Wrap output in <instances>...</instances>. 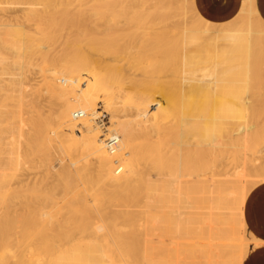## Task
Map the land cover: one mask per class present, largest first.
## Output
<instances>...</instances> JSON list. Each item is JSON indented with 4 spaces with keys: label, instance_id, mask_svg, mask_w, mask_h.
I'll use <instances>...</instances> for the list:
<instances>
[{
    "label": "bare ground",
    "instance_id": "bare-ground-1",
    "mask_svg": "<svg viewBox=\"0 0 264 264\" xmlns=\"http://www.w3.org/2000/svg\"><path fill=\"white\" fill-rule=\"evenodd\" d=\"M8 1L11 2L12 0H0V4H5ZM33 1L34 0H27L26 2H24V0H21L23 5V11L21 12V16H16L12 18L10 17L11 19H5L4 17V20L3 18L2 20L0 18V24L5 27V32H9L8 36L10 37V33L11 35L13 33V38L16 39L15 41L12 40V42H8L6 39L3 44L5 45V47H12L18 50V53L23 63L24 60L30 61L32 56L34 57V55H38V52L43 53L44 65L41 72L42 81L44 82V84H46L47 88L52 93L54 98L53 101L55 104L53 116H55L57 125L56 130L54 131V135L56 136V139H58V141L61 143V145L75 147L79 151V156H82V158L83 156H85L86 159L88 158V161L83 162L85 164L77 165V163L79 164L80 161L79 158L77 159L79 161L70 162V165L68 167L63 168L60 173H56L55 175L58 177V179L56 180L57 183L56 185L50 187V191L47 192L48 194L46 193L45 195L33 192L23 198V196L19 197V195L21 194L18 190L19 188H10L8 186L9 189L6 192V201L21 204L22 206L30 205V207L36 204H43L44 202H50L52 204V202L54 203V201L56 200V194L54 192L59 188L63 189L65 191V197V193H67L68 197L70 198L69 201H66V203L68 204V208L66 207V209H68V212L72 214L74 220L73 224H75L76 228L81 227V213L87 212V216H85L87 217L88 221H90V223H92L93 221H101L100 223H102V225L103 223H107L108 226H112H109L108 228H112L113 231H115L116 233V236H114L115 239H111L113 241L111 243H109L108 239H106V235H108V233L106 235L104 234V236H102L103 234L101 235V237H103V243L101 245L98 243L95 244V240L91 246H88V248H90L89 250H91V252L97 255L99 263L103 261H107L111 264L116 263L115 260L117 259L116 261H118L117 255H115L117 257L115 260H113V262L112 260H109L110 258L109 256H107V253H114V250H116L117 253H135L136 244L134 243L130 235V232L132 231L135 225V219L129 211L123 212V210H120V212H118L115 209L113 210V207H118L120 205L123 206L122 209H124V207H132V205L137 206L138 204L142 203L143 206H145L146 208L150 206V204L156 205L160 203L161 197L165 193L167 195L168 192H173L178 195L179 192H183H181L182 189H190L191 191H203V189H213L219 195L217 197L215 196L217 199L216 201H219V203H217V210L221 208L220 206H223L221 204H224L225 202L226 204L227 202H232L231 204L233 206H227H231V208L229 209H236V211L238 212L236 214V211L234 210L235 214H233L232 211V215L230 216H232L233 218L234 215L235 219L236 215V221H238L237 223H239L243 230H246L243 211L244 206L251 190L259 184H264V165L261 167L259 164V168L256 166V169L258 168V171H255V169L252 168V170L256 172H254L255 177L253 173L248 175V172L246 173V170L247 166L250 167V165L248 164L251 163L248 162V159L244 158V156L246 154V151H249L248 148H250L251 153H258V148L256 147V145L260 144L264 140L253 141V137H251L250 141L252 139L253 143L250 144L247 142L249 140L248 137L251 136V132L248 130V127L246 129V126L249 124H243H246V118H242L243 126L241 128L244 129L243 134H239L237 130L238 128H235V130L237 131H234L236 133L238 132V136L236 137L235 135L237 134L231 133V131H233L231 130L233 128L232 127L230 128L231 131L228 130L227 132H225L224 136L218 139L216 136L218 128L221 126H228V123L230 122L231 118L229 117V115H227L228 113L224 114L220 111L218 112L219 108L217 107V104L219 103V106L221 104L224 105L223 103H227L229 105L230 98H234L235 96H238V98L241 97L239 98L240 100L244 99L243 96L246 95V93L248 92V73L253 69V66H251V58H254V54H256L261 58L262 61H264V19L261 17L257 9L256 0H242V4L240 5L239 11L236 16L232 19L224 20H213L207 16H204L201 13L186 16L185 14H187V9L189 7L186 2L180 4L181 12L180 14H177L175 16L169 13L167 14L165 10L166 4H170L172 0H126L125 6L127 7L126 9H130L129 13L127 12L125 14H98L93 17L87 18L86 22L84 20L81 23V27L85 29L97 28L98 26L108 32H119L122 31L124 28L131 31L130 37L133 42L131 50L126 51L125 49L122 51L121 49H114L109 52H106L103 55H99L98 50L96 48L99 42L98 39H96L94 43H92L90 47L87 48L81 47L78 44H73L72 49L69 51L66 47L62 48L60 51H55V46H52L53 49L47 46L43 48L42 51L36 50L37 47L35 41L27 33V30L31 26H33L36 31L43 32L46 28V25L54 26L56 24L55 14L57 11L55 9H38L32 4ZM66 1L70 2L71 0ZM102 1L103 0H94V2L98 5H100ZM164 1L166 3L161 4V2ZM65 9L66 8H62V10ZM58 12H60L59 8ZM174 35H177V37ZM236 51L240 54V57L244 59V63L241 66H234V64H232L231 57L232 54ZM66 53L68 54V57H65ZM52 55L53 57L49 58V56ZM99 57H102L107 60V63L104 65V67H100L96 64L95 59ZM125 57L130 58L135 63V66L129 71H124V73L122 74L118 71L120 69H126V63L124 61ZM29 63L28 66H30ZM221 67H223V69H221ZM258 71L261 74L262 72H264L263 70ZM234 73H240L238 75H240L241 78H234ZM170 81H172L171 83H173V85H170ZM237 81L239 84L236 83ZM173 91L176 92L178 96L177 98H179V105H184V103H186V98L190 96V94H194L196 99L200 101L202 105L205 106L201 109L199 107V110L197 109L196 111L190 109L191 112H188L189 114L183 115L182 117H180V119L178 117L179 121L178 125L176 124L177 126L174 122H172L176 120V118L171 121L176 126V130L173 138H171L172 140L170 141V143L168 142L170 151L177 157L181 158V155L184 152L186 153L190 150V148H194L196 151L201 152L205 157H209L211 160H215L217 157L216 155L220 154L221 159H226V161L221 160L223 165L220 164L221 166H224L222 174L223 179H216V175L213 171L202 173V171H204L202 170V174L196 173L197 175H194L196 177L195 180H190L189 178L192 175L182 173L181 169H177V172L173 174H168L170 173L169 170L166 174L160 167V165L157 164V160H159L158 158H156V163L153 162L154 158L151 156V149H154V146L158 145L160 147V144H162V142H165V132L167 127L166 121L170 113V108L173 107L175 103V100L172 95ZM230 93L231 96L228 100L225 97L228 96ZM257 94L258 98L255 97V100L257 98L258 101H261L262 95L264 96V89L262 88L261 91ZM218 96H222L224 100L221 98L222 100L218 101L220 99V97ZM157 97H159V100L157 99ZM246 100H243V102H241L242 105L240 106V109L242 108V111L247 110L248 105L250 104L249 102H251L250 100ZM191 101L193 102V100ZM198 101L193 102L195 103V106L198 103L201 104ZM258 101L256 100L254 102ZM98 103L102 104L104 109L109 112L111 117V128L107 130L108 133L105 135L100 134L101 130L99 132V128H97L94 124V122H96L98 124V127H103L105 120L101 122L98 121V119L102 117L103 113L106 115L105 119H107L108 116L107 113L102 110H100L99 112H94V109ZM234 107H236V105ZM190 108L192 107L190 106ZM196 108L198 107L196 106ZM186 111L188 110L184 108L182 112ZM170 115L172 114L170 113ZM252 118L253 117H251V119ZM260 120L258 119V121ZM259 127L262 126L257 125L256 128ZM247 130L250 132V134L249 132H247ZM262 130H264L263 127ZM197 131L198 133H196ZM263 132L262 134H258L259 136L257 137V139L260 138L261 135L263 137ZM255 134L256 132L253 135L255 136ZM198 135L200 138L197 137L198 141H194L193 139L196 138V136ZM102 137H104L105 139H102ZM109 139L115 140L116 142V144L111 149H109V146L106 144V141ZM262 139H264V137ZM235 149L241 151H239L241 159L238 166L239 170L236 169V173L233 171L234 174L232 175V172L228 167L230 163L228 164L227 160L229 158V154L233 153ZM89 158L93 163L89 161ZM117 158L120 160H118ZM167 160L169 161V158ZM179 161L180 160H178V162ZM43 162L45 163L46 161ZM47 164L48 163L46 162V165ZM46 165L42 167H46ZM113 165H116L115 169H113ZM221 166H218V168H221ZM252 170H250V172ZM257 173L259 174L256 175ZM249 176H251V178L253 177L252 181ZM255 178L257 179L253 181V179ZM76 180H80L79 182L81 183V188L79 187V185L76 184ZM249 184L251 185L247 187ZM20 188H22V186ZM192 192L191 194H193ZM200 193L202 195V192ZM189 195L190 194H188V196ZM205 195L207 194L205 193ZM168 196L170 195L168 194ZM212 197L214 196L212 195ZM193 198L195 199V197ZM168 199H170V197ZM209 199L210 197L208 198L207 202H210ZM212 200L215 199L212 198ZM172 201L173 200H171V203ZM190 201L192 200L190 199ZM174 202L176 204V201ZM177 203H181V201ZM47 204L49 205V203ZM13 205L15 204H12V206ZM45 205L43 204L42 206L45 207ZM193 208L195 210L194 206ZM197 209L199 210V207ZM162 211L164 210L162 209ZM159 212H161V210H159ZM197 213L198 212H195V214ZM34 214H36V212H34ZM34 214H32V217L38 216H34ZM195 214H193V217H196ZM221 214L220 216L222 217L223 215ZM40 215H42V213H40ZM27 216L28 215L26 214V217ZM152 216L154 215L152 214ZM164 216L168 217V215ZM169 216H171V214H169ZM173 216L178 215H176L175 212V215ZM148 217L150 216L148 215ZM212 217V214H207V217L204 218V226L207 230L208 235L204 234L205 231L203 228V233L200 235L201 237L204 234L207 238L208 236L212 239L215 238H213V236H215L216 229H218V227L221 225H218V223L215 224L214 222L217 219L214 220V218ZM143 218L144 216L142 217V219ZM162 218L163 215L160 219ZM34 219L36 220V218ZM120 219L125 221L126 224L123 223L122 225H119L118 223L122 222L120 221ZM63 220H65V217L62 219V221ZM191 220L193 221V219ZM36 221L39 222L40 220L37 219ZM88 221L87 223L89 224ZM69 222H71V218L70 221H68V227H70V224L72 225V223ZM148 222H150V220H148ZM156 222L157 220H155V223ZM230 222L227 223L226 226L225 222L224 225L222 224L223 222H221V224L222 226L227 227ZM39 223L40 225H42V222ZM192 223H190V225ZM148 224H150L148 226H151L152 222ZM167 224L168 222L165 223V230H167V227H169L167 226ZM102 225L99 224L96 230L99 232L102 231L104 228V225ZM62 226L63 225H61V227ZM121 226L126 229H123ZM157 226L158 225H156V227ZM173 227L174 226L170 228H172L173 230ZM142 228L143 227L141 226L140 230ZM229 228L231 229V227ZM188 229L190 228L188 227ZM32 230L33 229H30L29 231L31 234ZM227 230H229L228 227ZM109 231L112 230L109 229ZM162 231L164 232V230L161 229V234ZM105 232L106 231H104V233ZM217 233L221 234V232ZM223 233L224 231L222 230V234ZM32 235L33 236L31 237L30 244L31 248L30 252L28 253L35 254V260L36 254L38 255L39 252L38 250L44 248V253H46L47 256L45 255L43 257L44 259L40 260L46 262L45 264H89V260L85 258V256L83 257V252L78 253V245L75 244V252L72 254L71 257L64 256V254L69 251L64 250L66 251L64 254H59L55 258H52V256H48L46 252L47 250L52 251L51 245H44L42 248L39 246L37 247V240L35 239L37 234L34 233ZM143 236L144 235L142 234V237ZM248 236H251L250 232ZM193 238L191 239L190 237V240L192 241ZM158 239L161 238L159 237ZM158 239L154 243L158 241L161 242ZM219 240L224 241L226 239H224L223 236H220ZM72 241H70L69 243H71ZM188 241L189 240L185 239L186 243ZM253 241L254 246H257L258 242L255 239H253ZM148 244L151 243L148 242ZM211 245H213V242ZM142 247L144 246L142 245ZM184 247H187V244ZM220 247L219 244H216L214 247L210 246L208 250L207 248L205 249L206 251H208L209 255L211 253H215L214 255H216V258L214 260L208 261L209 264H227L228 262H233L232 257L236 255L235 253L240 254L245 253V251H247L245 249L247 248V246L244 247V245H240L237 248L235 247V249L227 247L225 248L224 246V248L222 249V247ZM156 249L154 248V251ZM165 250H163L162 252H164ZM185 251L184 253H182L184 254V256L186 255ZM91 252L88 253L90 254ZM142 252H140V254ZM196 252L198 251L196 250ZM196 252H192L194 253V258H196ZM21 253L20 256L18 254V256H14V258L18 257L14 264H25L24 261L26 260L24 256L26 255L24 253V255H22ZM148 255H146V257ZM30 256L33 258V255ZM30 256L28 257V259L31 258ZM164 257L166 258V256ZM235 257L234 261L236 260ZM178 258L177 261L180 260H178ZM185 258L186 257L182 259ZM123 259L121 258V260ZM148 259L150 260V257H148ZM182 259L180 260V262L183 261ZM205 260L207 261L206 258ZM241 260L242 259H240V262ZM40 262L41 261H39V263ZM127 262H129L128 259ZM197 262L199 263V261ZM116 264L121 263L118 262Z\"/></svg>",
    "mask_w": 264,
    "mask_h": 264
},
{
    "label": "rangeland",
    "instance_id": "rangeland-1",
    "mask_svg": "<svg viewBox=\"0 0 264 264\" xmlns=\"http://www.w3.org/2000/svg\"><path fill=\"white\" fill-rule=\"evenodd\" d=\"M26 1L27 0H24V2H26ZM125 1L126 0H103L101 2V4L98 5L94 2V0H71L70 2L66 1V0H34L32 2V4L34 6H36L38 9H41V10L55 9L57 11L55 14L56 24L54 26L46 25V28L43 32L36 31L35 28H33V26H31L27 30V33L30 35L31 38L34 39L36 47H37L36 50H41V51L43 48H45L47 46L51 47L52 49H53L52 46H55L54 47L55 51L56 50L60 51L62 48L66 47L67 50L69 51L72 49L73 44H78L81 47L87 48V47H90V45L92 43H94V41L96 39H98V41H99L97 44V47H96L99 55H103L106 52H109V51L114 50V49H121L122 51L125 49H126V51L131 50V48H132L131 46L133 44L131 37H130L131 31L127 30L126 28H124L122 31H119V32H114V31L108 32V31L103 30L101 27H98V26H97V28H87V29L81 27L82 21L85 20V22H86L87 18L93 17V16L98 15V14H103V13H106V14L107 13L125 14L127 12L129 13L130 9H126L127 7L125 6ZM184 2H186L187 5H189V7L187 9V14H185L186 16H189L191 14H199V12L197 11L196 6H195V0H172L170 4H166L165 10H166L167 14L169 13V14H172L175 16L177 14H180V12H181L180 4L184 3ZM164 3H166V2L165 1L161 2V4H164ZM58 8L60 9V12H58ZM62 8H66V9L62 10ZM22 11H23V5H22L21 0H12L11 2L8 1L5 4H0V18H1V20H2V18L4 20V17H5V19L6 18L11 19L12 17H16V16L19 17V16H21ZM4 28L5 27L0 24V264H14V262L18 258V257L14 258V256H16L17 254L20 256L21 252H22L21 253L22 255H24V254L26 255V256H24L25 260H26V261H24L25 264H45L46 262H44L43 260H40V259H44L43 257L46 255V253H44L45 249L42 248L44 245L45 246L51 245L52 251L47 250L46 252H47L48 256H50V257L52 256V258H55L59 254H64L68 250L69 251L66 252L65 253L66 255L64 254V256L71 257L72 254L75 252V248H74L75 244L78 245V253L83 252L82 255H83V257L85 256V258H87L89 260L88 261L89 264H98L99 262L97 259V255L95 253L91 252V250H89L90 248H88V246H91L95 240L97 241V242L95 241V244L98 243L101 245L103 243V237H101V235L103 234L102 236H104V234L106 235L108 233L109 234L106 235V237H107L106 239H108V242L111 243V242H113L111 239H115L114 236H116V233H115V231H113L112 228H108L110 225L108 226L107 223L106 224L103 223L104 226L102 225V223H100L101 221H95V222L93 221L94 223L93 222L90 223V221H88V219L86 217L87 212L81 213L82 214L80 216L81 218L78 217L81 219L80 221L82 223H81V227L79 226L80 228H76L75 224H73L74 220H73L72 214L68 212V209H66V207L68 206L66 201H69L70 198L68 197L67 193H65L66 194V197H65V195H64L65 191L63 189H61V188L57 189L54 192L56 194V200L54 201V203L52 202V204L50 202H44L43 204L44 205L46 204L45 207L42 206L43 204H36V205H33L30 207V205H23L22 206L21 204L6 201V197H7L6 192L9 189V187L10 188H19L18 190L21 193L19 195V197L23 196V198L25 196L29 195L30 193H33V192L34 193L37 192V193H40L41 195H45L47 192L50 191L49 190L50 187H52L53 185H56V183H57L56 180L58 179V177L55 175L56 173H58V172L60 173L63 168L68 167L70 165V162H73V161L76 162V161L80 160L79 164L77 163V165L85 164L83 162H87L88 158L86 159V157L83 156V158L85 157L83 159L82 156H79L80 155L79 151L75 147H72V146L68 147V146L61 145V143L58 141V139H56V136L54 135V133H55L54 131L56 130V125H57L55 116H53V110L55 108V104L53 101L54 98H53L52 93L47 88L46 84H44V82L42 81L41 72H42V68L44 65L43 64V61H44L43 60V56H44L43 53L38 52V55H34V57L32 56L30 61L24 60V63H23L22 59L20 58V55L18 53V50L14 49L12 47H10V48L5 47V45L3 44L6 41V39L8 42L9 41L12 42V40L13 41L16 40L13 38L14 34L12 33V35H11V33H10V37H9L8 36L9 32L8 31L5 32ZM174 36L177 37V35H174ZM16 53H17V55H16ZM237 53L238 52L236 51L232 54L231 61H232V64H234V66H241L244 63V59L242 57H240L239 53L238 54ZM65 55H66L65 57H68L67 53ZM51 57H53V55L49 56V58H51ZM257 60H258V62H257ZM95 61H96V64L100 67H104V65L107 63V60L102 58V57L96 58ZM124 61L126 63V69L125 70L117 69V70H119L118 72H121L122 74L124 73V71H129L135 66V63L128 57L127 58L125 57ZM251 61H252L251 66H253V69L248 73V76H249V81H248V85H247L248 92L246 93V95L243 96L244 99L240 100L239 98H241V97L238 98V96H235L234 98H230V96H231V93H230L228 96L225 97L228 100L230 98V104L229 105L227 103H223L225 105V107H224V105H222V104L220 106H219V103L217 104V107L219 109H221V110H219L217 108L218 112L220 111L221 113H224V114L228 113L227 115H229V117L231 118L230 122L228 123L229 124L228 126H224V127L221 126L218 128L217 133H216V136L218 139L220 137L224 136L225 132L230 130V128H232V127L233 128L231 130H233V131L230 130L232 134H237L238 132H239V134L240 133L243 134L244 129H242L241 127L243 126V124L244 125L249 124L246 126V129L248 127V130L251 132V136L248 137L249 140L247 142L252 144L253 143L252 139H253V141L264 140V139H262L264 137V134H263V137L261 135L260 138L257 139V137L259 136L258 134H260V133L262 134V132L264 131V130H262V127L264 129V126H263L264 125V108H263L264 107V102H263L264 96L262 95V100H261L262 102L258 101V99H257L258 98L257 93L260 92L262 88L264 89V80H263L264 72H262V74H261L258 71V70L264 71V61H262L261 58L259 56H257L256 54H254V58H251ZM27 62L28 63L30 62L29 63L30 66H28ZM221 69H223V67H221ZM238 74H240V73H238ZM238 74L234 73L233 77L236 79L241 78V76ZM171 82L172 81H170V85L171 84L173 85V83H171ZM236 83L239 84L238 81ZM253 94L254 95L256 94V95L254 96ZM172 95H173V98L175 100V103H174L173 107L170 108V113L172 115H170V113H169L168 119L166 121L167 127H166V132H165L166 133L165 134L166 137L164 140L165 142H162V144H160V147L158 145V146H154V149H151V152H152L151 156L155 159V160L153 159V162H155L157 160L156 158H158L159 160H157V164L160 165V167L163 169V171L166 174L168 173L169 170H170L169 171L170 173H168V174H173V173L177 172V169H181L182 173L192 175L189 178L190 180H195L196 179L195 176L197 174L206 173L208 171H213L214 174L216 175L215 176L216 179H220V180L223 179L222 174H223L224 166H221V165H223L222 161H226V159L225 160L221 159L220 154L216 155L218 158L216 157L215 160H213V159L211 160L209 157H205L201 152L196 151L194 148H190V150L186 152L187 154L184 152L181 155V158L177 157L175 154H173L170 151L169 143L172 140L171 138H173L175 130H176V126L178 125V121H179L178 117L180 119V117H182L183 115L189 114L188 112H191V110L196 111L197 109L199 110V107L201 109L205 106V105H202V103L196 99L194 94H190V96H192V97L188 96L186 98L185 102L187 103V105H186V103H184V105H181V104L179 105V103H178L179 98H177L178 96H177L175 91H173ZM189 97H190V99H189ZM218 97H220V99L218 101H221L223 99L222 96H218ZM255 97H257L256 100L258 102H254V101H256ZM158 98L159 97H157V99ZM194 98H195V100H194ZM246 99L251 101V102H249L251 105L249 104L248 109L242 111V108L240 109V106L242 105L241 102H243V100H246ZM191 100H193V102L198 101L201 104H199L197 102L198 104H196V106L198 108H196L195 103H193ZM190 103L192 105L194 104L193 106L195 108ZM235 105H236V107H234ZM179 106H180V109H179ZM190 106L192 108H190ZM226 106H228V107H226ZM184 108L188 111L182 112L184 110ZM235 108H237V109H235ZM233 109H234V112H233ZM100 110L105 111L107 113V115H108L107 119H105L103 127H100V126L98 127V124L96 122H94V124L97 128H99L98 129L99 132L101 130L100 134L105 135L108 133L107 130L109 128H111V117H110L109 112L104 109L102 104L98 103L94 109V112H99ZM229 112H231V113H229ZM239 114H241V115H239ZM251 117H253L252 118L253 120L251 119ZM254 117H255V119H254ZM175 118H176V120H174ZM232 118H234V119H232ZM242 118L243 119L246 118V120H245L246 124L243 123ZM258 119L259 120L261 119V120L258 121ZM172 120H174V121H172ZM171 121L174 122L175 125L176 124L177 125L175 126L174 123H172ZM232 124H234V125H232ZM230 125H231V127H230ZM257 125L258 126L261 125L262 127L256 128ZM235 128H238L237 133L235 132V131H237V130H235ZM248 130H247V132H249ZM250 132H249V134H250ZM255 132H256V134L254 136L253 134ZM196 133H198V131ZM235 136L237 137L238 134ZM197 137L200 138L198 135L193 140L198 141ZM251 137H253V138L250 141ZM102 139H105V138L102 137ZM262 142H263V144H262ZM262 142L260 144L256 145V147L258 148L259 154L256 152L254 154L251 153L250 148H248V150H249L248 152L246 151L244 158H247L248 162L251 163L248 165H250V167L252 166L251 168L249 166H247L246 173L248 172V175L251 173L254 174L255 171H258V168L260 166L262 167L264 165V160H263L264 159V141H262ZM155 149H156V151H155ZM239 151L237 149H235L233 151V153L229 154V158L227 160V163L228 164L230 163L228 167H229L230 171L232 172V175L234 174L235 171L239 170L238 166H239L240 159H241V157H240L241 151L240 152ZM168 158H169L170 162L167 160ZM77 159H79V160H77ZM118 160H120V159H118ZM178 160H180V161L178 162ZM251 160H252V162H251ZM43 161H46L48 164L46 165V162L44 163ZM89 161H91L90 158H89ZM175 161L178 163H176ZM181 161H182V163H181ZM173 162L176 164H174ZM231 162H232V164H231ZM91 163H93V162L91 161ZM91 163H89V164H91ZM86 164H88V163H86ZM259 164H260V166H258ZM45 165H46V167H42ZM53 165H54V167H53ZM217 165L221 166L222 169L220 167L218 168ZM115 166L116 165H113V169H115ZM184 166H185V168H184ZM256 166L258 167L257 169H256ZM252 168H254L255 171H253ZM196 170H197V172H196ZM202 170H204V171H202ZM214 170H216V171H214ZM250 170H252V171L250 172ZM201 171H202V173H201ZM217 171H218V173H217ZM259 173H257L256 175H258ZM249 177L251 178V176H249ZM254 177H255V174H254ZM252 178H251V181H252ZM256 179L257 178L253 179V181H255ZM247 180H248V178H247ZM76 181L78 182V183L76 182V184L79 185V187L81 188L82 186H81V183L79 182L80 180L79 181L76 180ZM18 183H19V185H18ZM250 185L251 184H249L247 187H249ZM21 186H22V188H20ZM238 189H239V187H238ZM192 191L190 189H182L181 190L182 193L179 192L178 195L176 193H173V192H168L167 195L165 193L161 197L160 203L156 204L157 206L150 204V206L145 208V206H143V204L140 203L137 206L132 205L133 208L131 206L124 207V209L126 208L125 210L122 209L123 206H120V205L118 207H113V210L115 209L118 212H120V210H123V212L129 211L133 215V218L135 219L134 220L135 225H134L132 231L130 232V235H131L134 243L136 244V246H135V253L136 254L135 253H117V251L114 250L115 254L114 253H107V256H109V258H110L109 260H112V262H113V260H115L116 257L118 256V261H116L117 260L116 259L115 262L116 263L119 262L121 264H123V263H125V264H129V263L130 264H136V263L137 264H143V263L144 264H181V263L182 264H209L208 261L214 260L216 258V255H214L215 253H211L209 255L208 251H206L205 249L207 248V250H208V248H210V246L214 247L216 244H219V247L221 246L222 249L224 247L235 249V247L237 245H238L237 247H239L240 245L241 246L244 245V247L247 246V248H245L247 250V251H245V253H240V254L235 253L236 254L235 256L237 257L236 258L234 256L236 259L235 260L236 262L234 261V257H232L233 262L227 263V264H242L241 262H243L242 260L245 259L250 248L254 247V241H253L254 238L251 234H250L251 236H248L249 232L247 231V229L243 230L242 227L239 225V223H237L238 221H236V219H237L236 215H235V217H236L235 219H234V215H233V218H232V216H230V215H232V211H233V214H235L234 210L236 211V209H229V208H231V206H233L231 204L232 202H227V204H226V202L225 203L223 202L225 205L221 204L222 203L221 202L220 204L223 206H220L221 208H219V210H217L218 209L217 203H219V201H216L217 200L216 197L219 195L215 190H213V189L212 190L211 189H207V190L205 189L204 190L203 189V191L202 190H192ZM191 192L193 194H191ZM200 192H202V195ZM204 192L207 195H205ZM215 193H217V194H215ZM168 194L170 196H168ZM188 194H190L191 196L190 195L189 196L192 198H190L188 196ZM212 195L214 197H212ZM169 197H170V199H168ZM173 197L175 200L173 199ZM193 197H195V199ZM209 197H210V199H209L210 202H207ZM196 198H198V199H196ZM212 198L215 200H212ZM190 199L193 202L190 201ZM171 200H173L172 203H171ZM168 201H170V202H168ZM174 201H176V204ZM180 201H181V203H177ZM47 203H49V205ZM190 203H191L192 207H191ZM208 203H209V205H208ZM214 203H216V204H214ZM12 204H15V205H13L14 207L12 206ZM16 204H17V206H16ZM151 205H153V206H151ZM227 205H231V206L229 207ZM47 206H51V207H47ZM193 206L195 207V210H194ZM214 206L216 207V209ZM161 207L164 211H162ZM198 207H199V210L197 209ZM141 208H143V209H141ZM137 209H138V211H137ZM196 209H197V211H196ZM159 210H161V212H162V215H163L162 219H160L162 215H161V212H159ZM170 210H171V212H170ZM183 210L185 211V213ZM34 212H36V214H34ZM175 212H176V215H178V216H173V215H175ZM195 212H198L197 213L198 215L195 214ZM219 212H221L223 214H221ZM237 212L238 211H236V214H237ZM40 213H42L43 217H42V215H40ZM192 213L195 214L196 217H193ZM26 214L28 215L27 217H26ZM32 214H34V216H37V215L38 216L32 217ZM152 214L156 217L152 216ZM169 214H171V216H169ZM186 214L189 216H187ZM200 214H201V216H200ZM207 214L208 215L212 214L213 215L212 218H214V220L217 219L214 223L215 224L218 223V225H221L219 227L216 225L218 227V229H216L215 236H213V238L215 237L214 239H212L209 236H208V238L205 236V235H208L207 230L204 226V218L207 217ZM220 214L223 216L221 217ZM15 215H16V217H15ZM141 215H142V217L144 216L143 219H142ZM148 215L151 217V219H150V217H148ZM164 215H168V217L164 216ZM62 216H63V218L65 217V220L67 223L65 222V220L62 221V219H63ZM158 217H160V218H158ZM170 217H172V218H170ZM197 217L200 219H198ZM34 218H36V220L37 219L40 220L39 222H42L41 223L42 225H40V223L38 221H36ZM70 218H71V222H69V223H72V225L70 224V227H68L69 226L68 221H70ZM158 219H159V221H158ZM191 219H193V221ZM148 220H150V222H152L151 226H148V225H150V224H148V223H150V222H148ZM155 220H157L158 223L157 222L155 223ZM87 221L89 222V224L87 223ZM120 221H122V222L118 223L119 225H122L123 223L126 224L125 221H123L121 219H120ZM165 221L168 222L167 226H169V227H167L168 228L167 230H165L166 229V225H165L166 222ZM221 222H223L222 223L223 225L225 222V226L227 223L230 222V224L227 226L229 230H227V227L222 226ZM190 223H192V224L190 225ZM86 224H88V225H86ZM99 224L104 227L103 230L100 232L96 230V228ZM172 224H174V225H172ZM61 225H63V226L61 227ZM156 225H158L157 227L159 229L156 227ZM159 225H161L162 227ZM175 225H176V227H175ZM236 225H237V227H236ZM141 226L143 228L140 230ZM164 226H165V228H164ZM172 226H174L173 230H172V228H170ZM187 226L190 229H188ZM110 227H112V226H110ZM229 227H231V229ZM148 228H150V229H148ZM203 228H204V231L207 233L206 234L204 232L205 235L204 234L203 235L205 237L202 235V237H204V238H202L200 236L203 233ZM30 229H33L31 231L32 234H34V233L37 234V236L35 235L36 236L35 239L37 240L36 241L37 247L39 246L42 248V249L38 250L39 252H38V255L36 254V260L34 257L35 254H33V253L29 254L28 253V252H30L31 237L33 236L29 232ZM109 229H111L113 232L109 231ZM123 229H126V228H123ZM161 229L164 230L165 233L162 231V234H161ZM222 230L224 231L223 234H222ZM104 231H106V232L104 233ZM240 231H242V232H240ZM170 232L173 234H171ZM192 232L193 233L195 232L199 236H197L195 233H194L195 234L194 235ZM217 232H221V234L220 233L218 234ZM168 233H170V234H168ZM185 233H187V234H185ZM111 234L113 235L114 238L112 237ZM142 234L144 235L143 237H142ZM192 234L194 235L195 239L193 238ZM226 234H228L229 236ZM172 236H173V238H172ZM220 236H223L224 239H226V240H224V241L219 240ZM148 237H149V239H148ZM150 237H151V239H150ZM154 237H155V239H154ZM159 237L162 240L158 239ZM190 237H191V239L193 238L192 241L190 240ZM142 238H143V240H142ZM156 238L158 240H160L162 243L159 241L154 243L155 241H157ZM185 239L189 240V241L186 243ZM247 239H248V241H247ZM165 240H168V241H165ZM70 241H72V242L69 243ZM182 241H184L185 243ZM148 242L151 244H148ZM174 242H175V244H174ZM212 242H213V245H211ZM188 243H190V244H188ZM141 244L144 247H142ZM186 244H187L188 248L184 247V246H186ZM207 244H210V245H207ZM166 246H168V247H166ZM175 246L177 247V249ZM137 248H138V250H137ZM154 248L155 249L157 248L156 249L157 251L156 250L154 251ZM158 248H160V249H158ZM165 249H167L169 251H167ZM64 250H66V251H64ZM163 250H165V251L162 252ZM196 250L198 252H196ZM138 251H139V253H138ZM184 251L186 253L185 256H184V254H182V253H184ZM191 251L197 253V254H195L197 259L194 258V253H192ZM42 252H43V254H42ZM88 252H91V253L89 254ZM140 252H142V253L140 254ZM166 252H168V253H166ZM34 253H37V252H34ZM104 254H106V253H104ZM200 254H201V257H200ZM30 255H33V258ZM115 255H117V256H115ZM146 255H148V256L146 257ZM232 255H233V253H232ZM29 256L31 257L30 259H28ZM164 256H166V258ZM174 256H175V258H174ZM241 256H243V257H241ZM120 257L122 259L123 258L124 259L121 260ZM148 257H150V260L148 259ZM159 257H160V259L161 258L162 259L160 260ZM184 257H186V258L182 259ZM151 258L153 259V261ZM177 258H178V260L182 259L184 262L183 261L180 262V260L177 261ZM205 258L207 259V261L205 260ZM21 259H22V256H21ZM127 259L129 262H127ZM240 259H242L241 262H240ZM188 260H189V262H188ZM193 260H195V261H193ZM203 260H205L206 263ZM39 261H41V262L39 263ZM122 261H124V262H122ZM197 261H199V263ZM226 262H227V260H226ZM116 263H113V264H116ZM99 264H111V263H109L107 261H103Z\"/></svg>",
    "mask_w": 264,
    "mask_h": 264
},
{
    "label": "crops",
    "instance_id": "crops-1",
    "mask_svg": "<svg viewBox=\"0 0 264 264\" xmlns=\"http://www.w3.org/2000/svg\"><path fill=\"white\" fill-rule=\"evenodd\" d=\"M242 0H195L199 13L213 20L232 19L239 11ZM257 9L264 19V0H256ZM246 229L258 242L250 248L242 264H264V184L254 187L244 206Z\"/></svg>",
    "mask_w": 264,
    "mask_h": 264
},
{
    "label": "built area",
    "instance_id": "built-area-1",
    "mask_svg": "<svg viewBox=\"0 0 264 264\" xmlns=\"http://www.w3.org/2000/svg\"><path fill=\"white\" fill-rule=\"evenodd\" d=\"M106 118V115L103 113L102 117L98 119V121H104ZM106 144L109 146V149L113 148V146L116 144L115 140L109 139L106 141Z\"/></svg>",
    "mask_w": 264,
    "mask_h": 264
}]
</instances>
